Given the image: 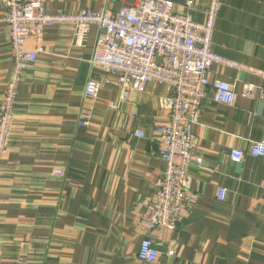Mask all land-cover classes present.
Returning <instances> with one entry per match:
<instances>
[{
    "label": "crops",
    "instance_id": "crops-1",
    "mask_svg": "<svg viewBox=\"0 0 264 264\" xmlns=\"http://www.w3.org/2000/svg\"><path fill=\"white\" fill-rule=\"evenodd\" d=\"M134 1L42 5L48 15L114 14ZM170 1L175 12L202 23L210 0H191L190 10L187 0ZM4 14L0 3V99L14 69ZM98 32L91 26L83 45L75 46L72 27L46 29L35 65L21 74L0 173V264H142L137 252L147 236L159 253L153 264H264V158L247 154L250 143L264 140V94L240 96L245 85L264 91V0H222L211 51L244 70L214 65L208 73L210 81L233 85L237 99L232 107L218 105L206 89L192 129L193 154L202 164L189 167L192 201L174 232L139 225L163 174L154 131L168 122L158 101L171 89L149 83L118 110L109 109L120 97L111 86L86 101L89 79H114L89 64ZM81 112L91 115L84 129L76 125ZM231 149L246 153L241 163L229 160ZM219 188L227 191L223 202L216 200Z\"/></svg>",
    "mask_w": 264,
    "mask_h": 264
},
{
    "label": "built area",
    "instance_id": "built-area-1",
    "mask_svg": "<svg viewBox=\"0 0 264 264\" xmlns=\"http://www.w3.org/2000/svg\"><path fill=\"white\" fill-rule=\"evenodd\" d=\"M0 3L5 11L3 22L9 30L14 59L12 76L0 99V173L12 134L21 74L35 65L44 31L70 26L74 45L82 46L89 28L96 26L99 32L89 64L112 74L114 79L100 83L89 79L84 88L86 101L96 100L102 86H111L120 91V97L117 103L109 104V109L118 110L130 94L144 93L149 83L171 89L169 97L158 101L160 108L169 112L168 122L154 131L163 174L157 184V193L143 206L139 225L144 231L174 232L180 215L192 201L189 167L202 164V158L193 154L197 143L192 129L198 124L206 89L211 88L212 101L218 105L232 107L237 99L233 85L210 81L208 73L214 65L244 70L211 51L222 0L209 1L202 23L194 22L188 13L175 12L170 0H135L114 14L82 9L71 15L46 14L42 0H0ZM193 6L191 0L186 1L189 10ZM28 42L34 46L29 48ZM256 94L261 97L264 91L254 85H245L240 96L253 99ZM90 123V113L81 112L77 127L84 129ZM133 135L144 137L138 130ZM247 154L254 159L264 158V140L250 143ZM245 155L243 151L231 149L229 160L241 163ZM52 174L65 176L60 170ZM226 193L225 188H219L216 200L223 202ZM173 254L171 250L168 252V256ZM158 256L152 239L145 237L139 246L137 260L153 264Z\"/></svg>",
    "mask_w": 264,
    "mask_h": 264
}]
</instances>
